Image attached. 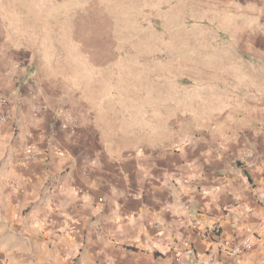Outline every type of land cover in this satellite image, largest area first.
Returning <instances> with one entry per match:
<instances>
[{"label": "crops", "instance_id": "obj_1", "mask_svg": "<svg viewBox=\"0 0 264 264\" xmlns=\"http://www.w3.org/2000/svg\"><path fill=\"white\" fill-rule=\"evenodd\" d=\"M213 1L243 43L228 93L160 137L70 113L0 46V264H197L186 251L264 264V0ZM249 229L252 247L231 256Z\"/></svg>", "mask_w": 264, "mask_h": 264}, {"label": "rangeland", "instance_id": "obj_2", "mask_svg": "<svg viewBox=\"0 0 264 264\" xmlns=\"http://www.w3.org/2000/svg\"><path fill=\"white\" fill-rule=\"evenodd\" d=\"M228 13L213 0H0V46L54 81L45 93L70 113L123 115L125 129L160 137L192 129L213 109L204 100L228 93L243 46L217 24Z\"/></svg>", "mask_w": 264, "mask_h": 264}, {"label": "built area", "instance_id": "obj_3", "mask_svg": "<svg viewBox=\"0 0 264 264\" xmlns=\"http://www.w3.org/2000/svg\"><path fill=\"white\" fill-rule=\"evenodd\" d=\"M253 240H254V232L249 229L246 231L242 240L237 245L229 249V254L235 257L249 250L252 247ZM186 254L192 257L197 264H225L212 252H207L203 256L194 255L193 253H190V251H186Z\"/></svg>", "mask_w": 264, "mask_h": 264}]
</instances>
